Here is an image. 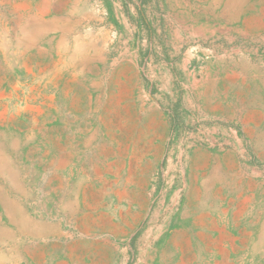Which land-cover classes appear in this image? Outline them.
I'll return each instance as SVG.
<instances>
[{
    "label": "rangeland",
    "instance_id": "374dc122",
    "mask_svg": "<svg viewBox=\"0 0 264 264\" xmlns=\"http://www.w3.org/2000/svg\"><path fill=\"white\" fill-rule=\"evenodd\" d=\"M0 264H264V0H0Z\"/></svg>",
    "mask_w": 264,
    "mask_h": 264
}]
</instances>
